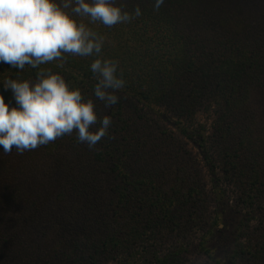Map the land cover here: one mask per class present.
Listing matches in <instances>:
<instances>
[{
  "label": "trees",
  "instance_id": "obj_1",
  "mask_svg": "<svg viewBox=\"0 0 264 264\" xmlns=\"http://www.w3.org/2000/svg\"><path fill=\"white\" fill-rule=\"evenodd\" d=\"M114 3L132 18L77 19L118 64L116 105L93 95V57L39 66L110 115L109 135L93 149L73 132L23 154L0 150V264H264V0ZM10 67L0 63V83L39 70ZM0 94L15 105L2 84ZM198 114L210 126L194 127ZM230 190L241 214L219 253L211 242Z\"/></svg>",
  "mask_w": 264,
  "mask_h": 264
},
{
  "label": "clouds",
  "instance_id": "obj_2",
  "mask_svg": "<svg viewBox=\"0 0 264 264\" xmlns=\"http://www.w3.org/2000/svg\"><path fill=\"white\" fill-rule=\"evenodd\" d=\"M164 0H155L158 9ZM139 16L141 10L135 9ZM87 17L112 27L129 21L128 12L114 0H0V63L18 70L39 69L34 80L6 78L15 105L0 94V150L23 154L66 135L89 149L109 135L110 115H98L93 99L70 88L59 73L39 66L64 59L65 54L93 57L90 71L96 78L94 97L106 108L118 103L125 87L117 62L101 57L103 38L79 22ZM95 126V127H94Z\"/></svg>",
  "mask_w": 264,
  "mask_h": 264
},
{
  "label": "rangeland",
  "instance_id": "obj_3",
  "mask_svg": "<svg viewBox=\"0 0 264 264\" xmlns=\"http://www.w3.org/2000/svg\"><path fill=\"white\" fill-rule=\"evenodd\" d=\"M193 122H194L193 126L196 127V126H199L200 124H205V123H207L208 126H210L211 121L207 120L204 114H198ZM207 130H208L207 132H209L210 128L208 127ZM188 145H189V148L193 150V152L197 154L199 159L202 161V156L201 154L198 153V149L196 148L194 143L190 141ZM205 174H206L208 183L211 184L212 176L209 174L207 169H205ZM232 195H233V191L230 190L228 195L225 196L223 199V202L225 204H223L222 208L225 211L223 213V218L225 219V221L223 222L222 225L219 226L218 229H216L214 238L212 239V242H211V248L214 247L215 251L219 253L223 249V246H222V244H224L223 240L228 239V241H230L229 237H231V235L233 234V230L238 225V220L240 218L239 214H241V211L238 212L237 214L235 212L236 207H235V203H234V199ZM212 210L214 214L217 213L216 204L213 205ZM188 257L190 258L191 263H206L207 261H209V259L205 255L200 256V255L191 254ZM111 264H116V263H111Z\"/></svg>",
  "mask_w": 264,
  "mask_h": 264
}]
</instances>
